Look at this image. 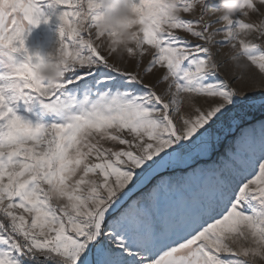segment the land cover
Returning <instances> with one entry per match:
<instances>
[{"label": "snow or ice", "instance_id": "obj_1", "mask_svg": "<svg viewBox=\"0 0 264 264\" xmlns=\"http://www.w3.org/2000/svg\"><path fill=\"white\" fill-rule=\"evenodd\" d=\"M46 2L61 9L64 59L51 86L34 78L40 57L24 43L28 25L48 22L41 0H0V264L264 261V92L259 104L238 94L207 46L230 47L264 76V19H249L264 16V0H241L215 30L204 12L220 13L218 0H177L178 17L162 0H130L134 69L151 50L142 73L111 62L115 33L96 30L95 0ZM223 128L259 152L217 153ZM198 170L214 181L189 214L159 215L152 190L137 191L149 173L172 184Z\"/></svg>", "mask_w": 264, "mask_h": 264}, {"label": "rangeland", "instance_id": "obj_2", "mask_svg": "<svg viewBox=\"0 0 264 264\" xmlns=\"http://www.w3.org/2000/svg\"><path fill=\"white\" fill-rule=\"evenodd\" d=\"M207 3H217V0H206ZM40 10L44 17H47L48 22L42 21L36 26H27L25 32V48L29 54L38 53L41 57H44L55 45L58 39L59 20L58 13L61 9H53L48 6L46 0H41ZM264 11V10H262ZM200 15V9L197 7L190 16H185V19H194ZM218 14L210 10H205V21L211 23V30H215L221 27L216 23ZM257 16V17H256ZM250 20L259 22L264 19L259 13L251 14ZM177 35L183 40H188L192 43H202L196 41L190 34L182 31H177ZM87 36V33H85ZM222 37L220 35L215 36V40H219ZM251 38V37H249ZM212 51L216 62L220 65L219 76L221 79L227 80L231 83V86L237 91L239 89L242 92H248L249 95H255L257 103L261 102V97L258 95L260 92H264V76L260 75L258 71L252 66L244 67L247 62L243 59H233L235 53L228 46H219L217 44L210 43L207 45ZM103 47L107 51L106 42ZM147 47V46H145ZM150 51L145 54L140 61V67L134 69L136 57H129L126 51L115 52L111 54V62L116 63L122 68H126L129 71H139L142 73L143 68L150 60ZM154 74L160 73L154 69ZM153 76H146L145 82H151ZM163 87V85H161ZM185 112L188 110L185 108ZM232 134L228 136L227 140L220 143L221 147L216 150L217 153L226 151L229 149L235 154L238 159L246 157L249 153L256 151L259 152V144L252 143L248 140L241 139L232 142ZM219 145V144H218ZM153 173H149L141 183L137 186V191L151 189L156 197L155 211L162 216H181L189 214L196 209L197 201L206 194V191L212 187L214 176L211 171H200L195 173H189L187 176L174 177V183L169 184L167 179L153 183ZM147 179H151L146 185L143 184ZM252 264H264V261L256 259L252 261Z\"/></svg>", "mask_w": 264, "mask_h": 264}, {"label": "clouds", "instance_id": "obj_3", "mask_svg": "<svg viewBox=\"0 0 264 264\" xmlns=\"http://www.w3.org/2000/svg\"><path fill=\"white\" fill-rule=\"evenodd\" d=\"M241 0H218L220 13L218 15L231 16L240 11ZM99 13L95 19V27L100 32H113L112 47L116 52H123L135 44L133 24L136 19L130 0H95ZM159 10L167 17H178L180 11L177 0H162ZM40 57L38 66L34 68V78L38 82L55 85L63 75L64 59L60 51L58 39L54 47Z\"/></svg>", "mask_w": 264, "mask_h": 264}, {"label": "built area", "instance_id": "obj_4", "mask_svg": "<svg viewBox=\"0 0 264 264\" xmlns=\"http://www.w3.org/2000/svg\"><path fill=\"white\" fill-rule=\"evenodd\" d=\"M257 101L255 100L256 103H257ZM259 103H257V104H259ZM253 115L258 117L260 115V113L257 111V112H254ZM249 118L251 119V117H249ZM230 134H232V133L227 128H223V129H220L217 131V133H216V136H217L216 150H218L221 147L220 143L222 141L225 142L227 140L228 136H230Z\"/></svg>", "mask_w": 264, "mask_h": 264}, {"label": "crops", "instance_id": "obj_5", "mask_svg": "<svg viewBox=\"0 0 264 264\" xmlns=\"http://www.w3.org/2000/svg\"><path fill=\"white\" fill-rule=\"evenodd\" d=\"M237 93L239 94V93H246V94H249L248 92H242V91H240L239 89H237Z\"/></svg>", "mask_w": 264, "mask_h": 264}, {"label": "trees", "instance_id": "obj_6", "mask_svg": "<svg viewBox=\"0 0 264 264\" xmlns=\"http://www.w3.org/2000/svg\"><path fill=\"white\" fill-rule=\"evenodd\" d=\"M151 179H147L145 182H143V184H147L148 182H150Z\"/></svg>", "mask_w": 264, "mask_h": 264}, {"label": "bare ground", "instance_id": "obj_7", "mask_svg": "<svg viewBox=\"0 0 264 264\" xmlns=\"http://www.w3.org/2000/svg\"><path fill=\"white\" fill-rule=\"evenodd\" d=\"M257 17V16H256Z\"/></svg>", "mask_w": 264, "mask_h": 264}]
</instances>
